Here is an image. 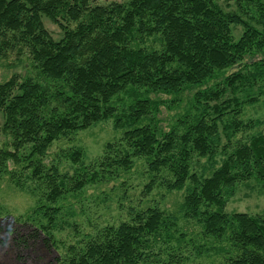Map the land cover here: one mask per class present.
Returning a JSON list of instances; mask_svg holds the SVG:
<instances>
[{"label": "trees", "instance_id": "1", "mask_svg": "<svg viewBox=\"0 0 264 264\" xmlns=\"http://www.w3.org/2000/svg\"><path fill=\"white\" fill-rule=\"evenodd\" d=\"M93 2L0 0V61L10 53L26 56L18 58L25 75L0 84L2 132L13 149L0 151V174L11 161L24 164L31 180L44 181L45 205L35 212L55 226L59 200L144 159L150 176L145 193L157 179L168 192L185 191L183 218L229 245L222 252L226 264H264V216L224 212L237 185L264 183V132L251 133L262 123L240 119L245 106L264 96V0ZM45 21L58 27L60 40L51 37ZM235 29H241L238 38ZM256 56L261 59L253 62ZM27 66L35 77L27 75ZM193 89L190 108L165 132L155 119L168 103L160 98L179 104ZM120 95L130 103L121 112ZM108 121L123 132L124 151L107 145L97 170L71 179L43 167L55 142ZM238 134H247L244 143L233 142ZM66 156L76 165L83 153ZM193 159L206 160L209 176L191 170ZM128 214L131 221L105 227L80 249L70 247L72 258L56 264H152L158 241L180 244L160 210ZM173 259L168 264H178Z\"/></svg>", "mask_w": 264, "mask_h": 264}, {"label": "rangeland", "instance_id": "2", "mask_svg": "<svg viewBox=\"0 0 264 264\" xmlns=\"http://www.w3.org/2000/svg\"><path fill=\"white\" fill-rule=\"evenodd\" d=\"M128 1L94 0L93 4L107 6L112 3L126 4ZM222 7L225 5L222 4ZM44 26L54 40L61 39L62 33L58 27L47 21ZM240 34L241 29L234 30L235 38ZM24 56L25 54L18 56L10 53L7 59L0 61V84L21 73L25 75L24 64H19L18 61L20 57L25 61ZM260 59V56H256L252 61ZM246 61L251 60L247 58ZM27 67V75L35 77V71ZM239 69L240 67H236L227 71L217 82L222 83ZM257 92L255 88L254 93ZM195 93V89L186 91L179 97L180 103L175 105H172L170 98H160L168 103L159 108L160 112L155 119L160 122L159 126L165 132L188 111ZM123 98L124 96L120 95L119 99ZM150 98L155 99L154 96ZM258 99L259 102L253 106H245L240 116L243 123H262L259 129L251 131L252 134L264 132V96ZM128 104L130 103L123 99V104L116 105L117 110L121 112ZM3 122V115L0 113V151H12L11 137L2 132ZM246 135L238 134L233 142L244 143ZM122 139L123 132L114 130L112 121L101 122L55 142L42 160V165L46 170L55 167L59 174L71 179L87 170H97L106 154L107 145H120L117 149L124 151L126 146ZM75 150L83 153L82 160L76 165L66 156L68 152ZM21 154L27 155L28 148H24ZM203 167L205 172H201ZM191 170L199 175L204 173V177L210 174L206 160L197 162V159H193ZM30 174V170H24V164L15 165L11 161L0 174V264H56L57 260L64 263L74 255L70 247L80 249L89 240L97 237L105 227H117L122 222L131 221L128 214L131 209L144 212L150 208L164 213L174 224L173 233L176 239L181 238L180 244L158 241L155 253L159 252V257L155 262H151L152 264H168L171 257L178 264H226L228 256L225 257L222 252H226L229 245L225 241L218 243L204 236L196 222L183 218L181 207L185 191L168 192L160 186L157 179L152 191L145 193L144 189L150 182V176L144 159L133 160L130 171L117 170L110 176L104 175L82 193L68 194L59 200L55 205L60 209L55 226L35 212L39 206L45 205L46 185L44 181L31 180ZM66 186L69 187L70 184ZM263 186L264 183L257 184L255 181L237 185L234 197L228 200L224 212L264 216ZM49 239L53 240V247L50 243L46 245L45 240Z\"/></svg>", "mask_w": 264, "mask_h": 264}]
</instances>
